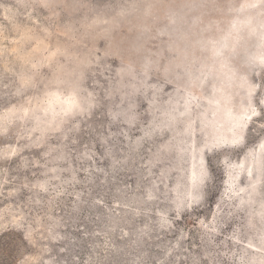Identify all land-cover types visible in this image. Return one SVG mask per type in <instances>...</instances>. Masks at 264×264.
Masks as SVG:
<instances>
[{
	"label": "rangeland",
	"instance_id": "rangeland-1",
	"mask_svg": "<svg viewBox=\"0 0 264 264\" xmlns=\"http://www.w3.org/2000/svg\"><path fill=\"white\" fill-rule=\"evenodd\" d=\"M0 264H264V0H0Z\"/></svg>",
	"mask_w": 264,
	"mask_h": 264
}]
</instances>
